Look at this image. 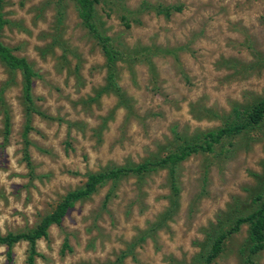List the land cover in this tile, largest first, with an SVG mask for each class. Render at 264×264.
I'll return each mask as SVG.
<instances>
[{
    "label": "rangeland",
    "instance_id": "rangeland-1",
    "mask_svg": "<svg viewBox=\"0 0 264 264\" xmlns=\"http://www.w3.org/2000/svg\"><path fill=\"white\" fill-rule=\"evenodd\" d=\"M0 12V42L32 71L27 114L20 72L0 63V236L32 232L87 175L199 144L264 97V0H93L91 23L119 53L117 92L73 0H3ZM257 196L264 116L209 151L105 181L35 241L33 263L203 264ZM10 252V264H27L26 241ZM208 264H264V245L248 254L242 224Z\"/></svg>",
    "mask_w": 264,
    "mask_h": 264
},
{
    "label": "trees",
    "instance_id": "trees-1",
    "mask_svg": "<svg viewBox=\"0 0 264 264\" xmlns=\"http://www.w3.org/2000/svg\"><path fill=\"white\" fill-rule=\"evenodd\" d=\"M77 6V15L82 25L97 39L100 44V48L104 57V65L106 68V85L111 90L115 89L114 80V64L118 60L119 53L112 49L108 44V40L105 37L99 36L92 23L93 15V0H73ZM3 0H0V10ZM178 7H161L157 6L154 8L156 14L167 16L171 12H178ZM4 20L0 12V31L4 25ZM0 63L3 64L9 70H17L21 74V98L25 106L26 113L32 112V101L30 96L31 88V77L32 71L29 65L23 58L15 57L11 50L4 46L0 42ZM116 91V89H115ZM117 92V91H116ZM264 116V97L252 106L246 113L241 122L231 123L220 127L213 131L204 132L200 136L199 144L185 145L177 153L170 154L163 159H159L153 162H145L137 164L132 167H117L106 172H99L89 174L83 186L79 189L67 192L61 201L55 206L53 211L43 217L36 228L30 233H17V234H6L0 236V245L6 247V260L7 263L11 262L10 248L19 241H26L29 244V253L27 256V264H34V256L36 255L34 249V243L40 238H46L47 228L51 225H59L62 218L65 216L67 211L72 208L76 201L89 197L95 189L104 183L105 181H114L118 178L127 174H140L154 170L155 168L170 166L178 160H182L189 156L191 153L200 151H209L213 144L218 143L224 136L230 134L239 133L247 128L253 127L261 122ZM29 127L25 125L22 131V138L25 141ZM8 134V118L4 117L3 124V135L4 137ZM26 157V155L24 156ZM257 206L255 209L246 216L239 217L235 220L232 226L224 232L219 233L211 241L208 251L203 258V264H208L214 259L221 251L223 241L225 238L238 230L242 224L247 225V252L250 255H254L263 249L264 245V196L255 197ZM65 241L63 242L62 248H65Z\"/></svg>",
    "mask_w": 264,
    "mask_h": 264
}]
</instances>
